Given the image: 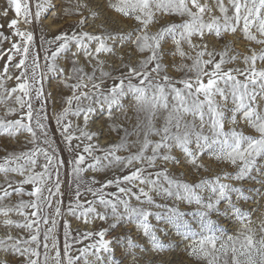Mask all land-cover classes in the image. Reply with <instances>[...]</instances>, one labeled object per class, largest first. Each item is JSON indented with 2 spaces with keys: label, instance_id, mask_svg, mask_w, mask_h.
<instances>
[{
  "label": "snow or ice",
  "instance_id": "obj_1",
  "mask_svg": "<svg viewBox=\"0 0 264 264\" xmlns=\"http://www.w3.org/2000/svg\"><path fill=\"white\" fill-rule=\"evenodd\" d=\"M6 4L15 14L8 27L19 38V42H13L6 53L0 52V59L8 55V63L0 74V105H6L15 96L14 104L18 107H7L6 115H15L18 111L21 115L14 121L0 118V135L15 137L27 134L30 140L26 143H30L32 147L18 153L13 152L0 161V175L4 177V183L0 184V216L4 217L3 226L23 229L29 233L27 239L11 235L0 238V253L21 258L20 264H117L115 245L120 243L121 238L106 237L121 222L135 224L142 230L154 251L159 253L173 250L174 245H165L158 237L157 230L149 222L151 216L156 221L171 226L182 240H190L191 243L187 246L190 249L189 255L195 259L207 260L208 264H264V220L260 222L261 235L257 239L256 229L251 227V213L237 205L233 194L237 201H258L246 194L242 187L221 182L254 180L257 184L264 185V179L258 178L264 177V162H261L264 161V115L257 111L254 103L258 96L264 98V70H257L255 67L257 60L264 62V53L259 56L253 53L250 57H245L244 63L250 64V68L243 71L225 70L223 66L235 60V57L226 59L228 54L224 52L219 61H216V54L208 51L206 44H193V37L203 39L206 34H214L219 38L225 32L236 33L238 29L248 41L264 44V39L257 38V34L264 37V0H230L232 15L228 14L229 9L222 0H217L222 17H211L207 21L204 13L211 9L201 5L199 0H118L111 7L125 17L134 18L142 26L135 34L106 32L103 35H93L87 31H73L71 34L61 33L53 39H46L42 34L41 45L47 46L43 66L39 53L33 49V31L21 30L19 24L31 26L33 20L39 22L50 9H56V3L54 0H36L35 11L29 0H6ZM85 7L80 3L75 5L77 10ZM157 13L186 16L188 19L151 34L148 27L153 24ZM2 14L7 17L8 10H2ZM63 14L68 16L81 13L66 8ZM85 24L86 19H81L76 27L83 29ZM0 28H3L2 24ZM253 29L257 34H254ZM166 37L171 38L182 59L192 61L190 66L184 65L187 73L192 75H185L179 80L167 75V67L162 64L161 54L162 42ZM7 39L0 32V40ZM109 42H119L121 46L126 43L134 45L140 53L148 52L149 56L136 67L126 65L127 73L119 77L118 83L107 88H102L101 85L105 82L104 78L111 76L109 72L102 71L98 83L95 71L92 74L86 73L77 66L75 59L68 75L57 64L61 54L69 52L72 45L82 51L85 57L96 58L101 53H113V46ZM93 43L96 45L94 51L90 47ZM182 43L195 51V56L186 53ZM52 45L56 47L49 55ZM76 55L77 52L72 53L73 57ZM17 56L20 59L13 66L19 70V75L15 76L17 84L8 89L5 81L13 79L9 75V64ZM205 56L208 59H204ZM97 63L102 64L103 61L97 60ZM46 74L58 76L63 86L71 91V95L64 101L66 107L55 117L60 136L72 154L67 163L70 165L69 188L73 195L69 198L66 210L62 209L67 192L61 190L62 170L66 162L58 155L55 140L49 136L46 123L47 97L43 87ZM239 75H243L244 80L238 79ZM133 80L137 83H133ZM88 82L91 83L90 89ZM129 96L136 113L144 116V122L139 125L143 138L138 139L135 144L129 143V134L125 129L124 137L119 143L107 148H100L98 144L92 143L95 134L86 130L90 118L100 113L107 119L114 120V110L123 112V101ZM217 97L220 98L219 101ZM229 99L233 105L231 109L226 108ZM35 101L40 102L39 109L34 108ZM228 111L231 112L230 118L226 116ZM161 114L163 125L157 127L155 121ZM237 114H242V118L259 134L258 138L244 135L235 127L225 131L226 120L235 125ZM69 116H83L84 128L74 125L68 119ZM187 117H191V120ZM205 127L208 129L207 134L204 132ZM112 130L119 131L115 124ZM152 136H158L159 140L153 141ZM74 140L79 143L73 145ZM81 143L84 146L81 151H77L81 148ZM133 147L136 148L135 152H131ZM173 149H178L183 159L197 169L202 167L198 158L207 153L217 162H227L237 167V172L234 175L203 179L195 184L174 178L166 168L145 174L148 168L156 167L158 161L163 164L180 163L172 154ZM98 151L103 154L96 155ZM121 151L129 152V155L121 156L118 154ZM137 164L140 167H134ZM129 168H133L129 174L115 176L103 183L95 175L85 177V173L89 171L94 174L116 170L123 172ZM10 174H16L22 179H9ZM97 184L100 186L96 187ZM25 185H31L32 189L26 190ZM109 187H115L117 191L106 192L105 189ZM134 188L137 191H133ZM252 191L256 196L264 198V192L259 189ZM205 192L208 193L206 199L203 195ZM153 193L161 199L195 205L196 210L185 213L180 211L178 204L169 206L156 203ZM13 194L21 197L15 204L8 202ZM85 194H91L93 199L82 202L81 197ZM25 195L32 199L23 200ZM133 198L139 205L163 211L152 212L146 207L133 206ZM222 202L227 206L224 211L220 209ZM97 205L103 208L102 212L97 210ZM29 209L30 214L26 211ZM13 213L23 219H10ZM213 214L234 218L239 222L237 233L227 234L211 218ZM66 216L83 220L85 225L96 219L112 222L109 228L86 230L76 237L73 236L71 223L65 219ZM189 216L191 220L186 218ZM62 219L63 257L58 237ZM96 237L98 239H94ZM84 240L94 242L82 248L75 247L76 244H83ZM136 248L137 244L127 239L126 251L132 256L131 264H136ZM73 251L79 255L73 256ZM89 257L93 259L90 260ZM0 264L8 262L0 260Z\"/></svg>",
  "mask_w": 264,
  "mask_h": 264
},
{
  "label": "rangeland",
  "instance_id": "obj_2",
  "mask_svg": "<svg viewBox=\"0 0 264 264\" xmlns=\"http://www.w3.org/2000/svg\"><path fill=\"white\" fill-rule=\"evenodd\" d=\"M30 5L32 6V10L35 11V3L36 0H29ZM56 3V9H50L48 13H46L39 22L33 20V24L31 26L25 25L23 23L19 24V28L21 30H32L35 36L33 49L34 51L39 53L40 63L44 65V55L46 45L42 47L41 45V35L43 34L46 39H53L55 36L68 32L71 34L73 31H87L93 35H103L106 32L113 34H135L136 30L140 29L142 26L134 19L125 17L123 14L116 12L111 5L118 2V0H54ZM224 6L229 9L228 14L232 15V7L230 4V0H222ZM76 3H80L86 5L85 8L77 10L75 8ZM201 5H206L208 9L211 11H206L204 13V19L207 21L211 17H222V13L219 11V7L217 4V0H199ZM191 7V5H189ZM71 8L73 11H79L81 14L79 15H68L65 16L64 9ZM2 10H8V16L5 17L2 14ZM196 11V9H192ZM15 18L14 11H12L6 4V0H0V24L3 25V28H0V32L3 33L4 36H7V40H0V52H7L8 49L11 48L13 42H19V38L12 34V29L8 27V23L11 19ZM81 19H86V24L83 29L77 28L76 25L79 24ZM188 17H181L179 15L174 14H164L157 13L154 17L153 24L149 25L148 32L151 34H155L161 28L167 27L173 23L180 24L187 20ZM254 34L255 29H253ZM258 39H264V37H260L257 34ZM111 46H113V53H101L98 57H85L82 51H78L75 45L71 46V50L67 53L61 54V56L57 60V64L60 68L64 69V74L68 75L70 69L72 67V61L75 59L77 61V66L81 67L85 70L86 73L92 74L93 71L96 73L97 82H100V73L109 72L111 74L110 77L104 78V83L101 85L102 88L110 87L113 83L119 82V77L127 73L128 67H136L149 56L148 52L140 53L134 45L125 44L123 46L120 45L119 42L112 44L109 42ZM193 44H206L207 50L214 52L216 61H219L221 58V54L227 52L226 59L231 57H235V60H232L229 63H226L223 67L225 70L227 69H240L241 71L250 68V64H245V57H250L255 53L259 56L261 53H264V44H258L256 42L248 41L243 33L238 29L236 33L225 32L221 37H216L214 34H206L203 39L200 37H193ZM95 43H93L90 47L95 48ZM56 45L51 46V50H49L48 54L51 55V51L55 50ZM182 47L184 51L192 56H195V51L189 49L186 43H182ZM73 52H77L75 57L72 56ZM162 54V64L167 67V75L172 77L175 80H179L183 78L185 75H192L191 73H187V70L184 69V65L190 66L192 61L187 59H182L178 53L176 52V46L172 42L170 37H166L165 41L162 42L161 47ZM20 57L17 56L15 59L11 61L9 64V75L13 76V79L5 81V87L11 89L16 87L17 81L15 80V76L19 75V70H16L13 66L18 63ZM204 59H208L207 56ZM97 60L103 61L102 64H98ZM8 63V55H4L2 59H0V74L3 73V68L5 64ZM30 63V61H29ZM211 68V65L208 66ZM255 67L257 70H264V62L257 60ZM177 68H181L183 70H177ZM235 74V73H234ZM240 80H244L243 75H239L237 77ZM206 79V78H205ZM74 81H69L72 83ZM133 83H137L136 80L132 81ZM89 83V89L91 88V83ZM179 86V85H178ZM43 87L45 91V95L47 97L45 108L46 114L48 116V120L46 121L48 125L49 136L55 140V147L58 149V155L65 160V166L62 170V178H63V186L62 192L66 191L67 194L63 199V209L66 210L67 205L69 203V198L73 195L72 190L69 188L70 177L68 174V170L70 165L67 161L71 160L72 154L68 151V148L64 141L60 136V129L57 127L55 122V117L57 114H60L63 111V108L66 107L64 104L65 99L71 95L70 89L63 86V82L60 80L58 76H53L51 74H46L45 79L43 81ZM87 90V89H86ZM203 99V97H201ZM15 96H13L12 100H9L6 105H0V118H4L5 120H16L20 118L21 112H17L15 115H6L7 107H18L14 104ZM219 101L220 98L217 97ZM171 102V99H170ZM257 106V111L264 115V98L257 97L254 102ZM124 111H116L114 110V120H109L103 114L93 115L86 128L87 131L94 133V139L92 143L98 144L100 148H107L109 145L114 143H119L121 139L124 137V130L126 129L128 132V141L129 143L135 144L138 139H142V133L140 131L139 125L144 122L143 114L136 113L131 97H127L124 101ZM40 102H34V108L39 109ZM233 105L231 104V100L226 103V108L231 109ZM26 111V110H25ZM226 116L230 118L231 112H226ZM69 120L72 121L74 125H79L81 128H84L83 116L80 118L69 116ZM188 120H191V117H187ZM157 127H162L163 118L158 116L156 121ZM197 125H199V121L197 120ZM115 126L119 129V131H113L112 126ZM233 127L239 132H242L244 135L252 136L254 138H258L259 134L251 127V125L242 118V114H237V123L232 125L228 120L225 122V131H230ZM204 132L207 134V127L204 128ZM78 135V133H77ZM151 139L153 141H158V136H152ZM27 140H30V136L27 134H20L15 137H9L7 135H0V161L13 152H21L27 149H30L32 145L30 143H26ZM79 143V141L74 140L73 145ZM87 143V141H84ZM84 144L81 143V148L77 151H81ZM136 148L133 147L131 152H135ZM101 152H96V155H102ZM121 156L129 155V152L121 151L118 153ZM151 153L149 152L148 155ZM174 156L180 160V163L174 164L168 162L166 164L157 162L156 167L148 168L147 173H155L157 171L167 169L168 173L174 178L183 179L188 183H199L203 179H213L216 176H223L225 174L234 175L237 172V167L232 166L227 162H217L214 158L208 156L205 153L203 156L198 158V163L202 165L201 168L197 169L187 163L182 156V153L179 152L178 149H173ZM42 162V161H41ZM264 162V161H261ZM134 167H140V165H134ZM39 170V169H37ZM133 168H129L123 172L116 171H106L103 173H92L91 171L85 173L86 178H91L93 175L97 177L101 183L105 182L107 179H113L115 176H123L129 174ZM255 175V173H254ZM155 178V176H153ZM259 179H264V177H258ZM9 179L20 180L22 179L16 174H10ZM223 183L232 184L234 187H242L245 189L246 194L252 196L254 199L258 201V203H252L251 201H237L235 194H233V200L237 203L239 207H241L244 211L251 213L252 224L251 227L256 229L257 239L260 237L261 233L259 230V225L262 220H264V198L255 195V192L252 190L259 189L264 192V185L257 184L254 180H245L242 182H236L232 180H222ZM4 183L3 175H0V184ZM99 187L100 185H95ZM26 190L30 191L32 189L31 185L24 186ZM147 190V189H146ZM106 192H116L117 189L115 187H109L105 189ZM133 191H137L136 188ZM156 203L167 204L169 206H174V204H178L180 211L185 213H190L196 210L195 205H188L186 202H174L171 199H161L156 196L155 193L152 194ZM205 199L208 196V193L204 194ZM21 197L13 194L10 198L11 204L17 203ZM23 200L28 201L32 199L27 195L22 197ZM59 199V198H57ZM93 197L91 194H85L81 197L82 202H86L87 200H91ZM133 206H142L149 208L147 205H139L137 201L133 198L131 200ZM53 207H55V201L53 202ZM226 204L224 202L221 203L220 209L224 211L226 209ZM98 211H103V208L97 205ZM150 211L157 212L163 211L162 209H156L155 207H150ZM31 212V210H26ZM12 220H22L23 217L17 216L15 213L11 214L9 217ZM191 220V217H186ZM213 220L217 221V223L222 226L227 234L235 235L239 229V222L235 221L234 218L229 216L228 218L219 217L215 214L211 217ZM65 219L69 220L71 223V228L73 230V236L79 237L80 234L84 231H99L106 228H109L111 220L105 222L99 219L94 220L92 223L85 225L83 220H78L74 217L66 216ZM4 217L0 216V238H6L8 235H11L14 238H18L23 236V238L27 239L29 237V233L23 229H16L15 227H5L3 226ZM150 224L157 230V235L160 240L165 245H174L173 250L156 252L152 249L151 243L148 237L143 235L142 230L138 229L135 224L121 222L115 230H110L108 239H114L116 237H120V243L115 245V259L117 264H131L132 256L126 251L127 239H131L135 244H137V248L134 250L136 256V264H208L207 260L204 259H195L189 255L190 249H188V244L191 243L190 240L185 241L182 240L181 237L176 235L175 230L166 225L164 222H158L154 217H149ZM63 223L62 219L59 223L58 227V237L61 247V255L63 257ZM160 229H164L161 231ZM167 233V234H165ZM42 239V237H41ZM98 239V237L94 238ZM94 242V240H84L83 244H76V248H82L90 243ZM141 249H144L143 251ZM41 251L43 249L41 248ZM73 256L79 255L78 252L73 251ZM106 255V254H105ZM89 259H93V257H89ZM0 260H7L8 264H20L21 258H18L14 255L4 253H0ZM77 264H82V262H77Z\"/></svg>",
  "mask_w": 264,
  "mask_h": 264
}]
</instances>
